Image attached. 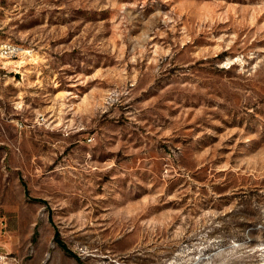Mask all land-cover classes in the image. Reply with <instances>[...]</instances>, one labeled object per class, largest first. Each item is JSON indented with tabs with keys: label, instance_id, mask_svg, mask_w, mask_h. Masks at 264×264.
<instances>
[{
	"label": "rangeland",
	"instance_id": "obj_1",
	"mask_svg": "<svg viewBox=\"0 0 264 264\" xmlns=\"http://www.w3.org/2000/svg\"><path fill=\"white\" fill-rule=\"evenodd\" d=\"M0 264H264V0H0Z\"/></svg>",
	"mask_w": 264,
	"mask_h": 264
},
{
	"label": "built area",
	"instance_id": "obj_2",
	"mask_svg": "<svg viewBox=\"0 0 264 264\" xmlns=\"http://www.w3.org/2000/svg\"><path fill=\"white\" fill-rule=\"evenodd\" d=\"M23 53H26V50L15 42L7 41L0 45V58L2 60L15 61L20 59Z\"/></svg>",
	"mask_w": 264,
	"mask_h": 264
},
{
	"label": "bare ground",
	"instance_id": "obj_3",
	"mask_svg": "<svg viewBox=\"0 0 264 264\" xmlns=\"http://www.w3.org/2000/svg\"><path fill=\"white\" fill-rule=\"evenodd\" d=\"M26 53H29V51L26 50Z\"/></svg>",
	"mask_w": 264,
	"mask_h": 264
}]
</instances>
